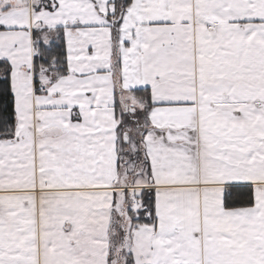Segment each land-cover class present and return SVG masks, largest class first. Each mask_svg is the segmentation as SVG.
<instances>
[{
	"label": "snow or ice",
	"instance_id": "obj_1",
	"mask_svg": "<svg viewBox=\"0 0 264 264\" xmlns=\"http://www.w3.org/2000/svg\"><path fill=\"white\" fill-rule=\"evenodd\" d=\"M0 264H264V0H0Z\"/></svg>",
	"mask_w": 264,
	"mask_h": 264
}]
</instances>
